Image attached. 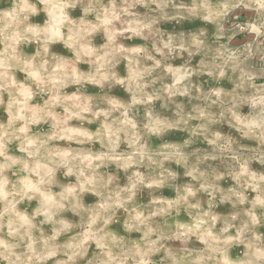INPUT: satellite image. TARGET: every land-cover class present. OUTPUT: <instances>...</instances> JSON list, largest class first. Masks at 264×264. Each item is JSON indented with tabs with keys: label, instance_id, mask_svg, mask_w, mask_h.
I'll use <instances>...</instances> for the list:
<instances>
[{
	"label": "rangeland",
	"instance_id": "1",
	"mask_svg": "<svg viewBox=\"0 0 264 264\" xmlns=\"http://www.w3.org/2000/svg\"><path fill=\"white\" fill-rule=\"evenodd\" d=\"M0 180V264H264V0H0Z\"/></svg>",
	"mask_w": 264,
	"mask_h": 264
},
{
	"label": "bare ground",
	"instance_id": "2",
	"mask_svg": "<svg viewBox=\"0 0 264 264\" xmlns=\"http://www.w3.org/2000/svg\"><path fill=\"white\" fill-rule=\"evenodd\" d=\"M10 22V21H9ZM58 34V33H57ZM63 63V62H62ZM0 181H2V180H0Z\"/></svg>",
	"mask_w": 264,
	"mask_h": 264
}]
</instances>
